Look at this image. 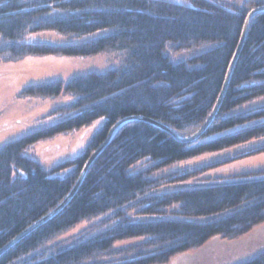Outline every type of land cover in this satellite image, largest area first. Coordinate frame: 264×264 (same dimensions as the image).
I'll return each mask as SVG.
<instances>
[{
  "label": "trees",
  "instance_id": "1",
  "mask_svg": "<svg viewBox=\"0 0 264 264\" xmlns=\"http://www.w3.org/2000/svg\"><path fill=\"white\" fill-rule=\"evenodd\" d=\"M0 0V59L89 57L115 51L121 64L68 80L24 86L19 97L72 100L59 120L0 145V248L55 208L88 156L120 118L155 119L193 134L220 93L245 15L264 0ZM83 42H22L51 30ZM204 48L184 60L171 53ZM264 11L249 21L220 106L202 135L180 142L142 121L122 125L90 165L70 201L0 255V264H164L213 237L234 240L264 223V168L220 176L230 162L264 153ZM104 117L82 154L50 170L25 154L39 140ZM186 165L162 175L175 162ZM67 170L63 176L55 173ZM91 222L69 243L58 238ZM135 242L118 244L122 241ZM236 264H264V250Z\"/></svg>",
  "mask_w": 264,
  "mask_h": 264
},
{
  "label": "rangeland",
  "instance_id": "2",
  "mask_svg": "<svg viewBox=\"0 0 264 264\" xmlns=\"http://www.w3.org/2000/svg\"><path fill=\"white\" fill-rule=\"evenodd\" d=\"M178 4L190 5L187 0H167ZM216 3H240L241 0H213ZM101 29L82 36L69 38L55 31L46 30L26 34L21 41L31 43L49 41L54 43L83 42L87 39L103 35ZM204 48L171 53L174 61L187 59ZM122 53L108 51L89 57L72 56H27L17 61L0 59V145L17 139L27 133L50 125L59 120L56 115H49L57 106L72 100L70 96L59 95L52 98L19 97V91L28 84L50 80H68L75 75L90 71H104L121 64ZM264 103V96L257 98L252 105ZM105 122L104 117L79 129L60 133L42 139L25 150V154L37 160L41 166L50 170L61 162L73 159L83 153L93 132ZM187 162L179 161L165 166L154 175H162L174 171ZM264 168V153L244 157L222 167L214 174L228 176L245 171ZM67 170L55 173L63 176ZM91 222L82 221L62 234L58 241L69 243L73 236ZM139 239L122 241L118 244L135 242ZM264 250V223L255 226L251 231L234 240L213 237L198 249L189 250L172 256L164 264H236L247 260L259 251Z\"/></svg>",
  "mask_w": 264,
  "mask_h": 264
},
{
  "label": "water",
  "instance_id": "3",
  "mask_svg": "<svg viewBox=\"0 0 264 264\" xmlns=\"http://www.w3.org/2000/svg\"><path fill=\"white\" fill-rule=\"evenodd\" d=\"M264 11V5H259L256 6L254 8H252L251 10H249L247 12V14L245 15L244 18V22H243V26H242V30L240 33V37L238 39L236 48L234 50L233 56L229 62V65L226 69V74L222 83V87L220 90V93L218 95V98L210 112V114L208 115V117L206 118V120L204 121V123L200 126V128L198 130H196L193 134L186 136V137H180L178 136L173 130L172 128H170L169 126L146 116H141V115H129V116H125L123 118H120L119 120H117L108 130L106 138L104 139V141L88 156V158L86 159L84 165L82 166L78 178L75 182V184L73 185V187L71 188L70 192L64 197V199L55 207L53 208L50 212H48L47 214H45L44 216H42L41 218H39L38 220H36L35 222H33L31 225H29L27 228H25L22 232H20L19 234H17L14 238H12L9 242H7L4 246H2L0 248V255L3 254L7 249H9L10 247H12L15 243H17L19 240H21L24 236H26L28 233H30L31 231H33L35 228H37L38 226L44 224L46 221H48L49 219H51L53 216H55L69 201L70 199L73 197V195L75 194V192L77 191L78 187L80 186L82 180L84 179L90 165L92 164V162L97 158V156L104 150V148L109 144L110 140L112 139L114 133L124 124L132 122V121H142V122H146L148 124H151L152 126H155L156 128L165 131L167 134H169L172 138L180 141V142H192L196 139H198L202 133L206 130V128L209 126V124L211 123L212 119L214 118L220 103L222 101V98L224 96V93L226 91L228 82H229V78L232 72V69L234 67V64L238 58V55L241 51L242 45L244 43L245 40V36H246V32H247V28H248V24L250 19L252 18V16H254L255 14ZM51 45H56V43L54 42H48Z\"/></svg>",
  "mask_w": 264,
  "mask_h": 264
}]
</instances>
